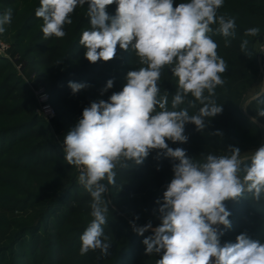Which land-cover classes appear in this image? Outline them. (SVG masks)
<instances>
[{
  "label": "clouds",
  "instance_id": "9594fccd",
  "mask_svg": "<svg viewBox=\"0 0 264 264\" xmlns=\"http://www.w3.org/2000/svg\"><path fill=\"white\" fill-rule=\"evenodd\" d=\"M114 3L116 15L110 16L107 7ZM223 4L224 0H186L175 7L173 0H40L35 16L43 21L46 40L63 38L71 15L87 5L90 28L79 40L86 49L84 57L90 63L107 62L115 58L119 46L124 51L131 48L140 65L127 73L122 91L85 107L63 139L64 159L78 170V183L91 196L92 219L80 237L81 256L96 250L100 256L109 254L111 240L103 227L111 203L106 198L108 186L115 185L118 171L127 169L130 161L142 164L151 150H157L156 159L178 163L172 165L174 175L163 202L157 201L161 223L153 227L151 222L144 226L130 222L140 235L149 229L153 233L142 241L145 253L162 254L156 264H264V244L246 233L235 243L221 244L219 230L221 225L231 227L225 201L246 194L256 203L264 199V145L254 151L250 163L234 146L228 147V154L209 153L197 162L185 149L166 143H186V124L203 131L207 120L223 111L214 97L216 88L225 84L221 74L228 65L209 35L211 26L218 24L215 31L224 37L225 47L236 36L235 18L217 15ZM12 14L11 8L0 14V33L11 23ZM259 32L252 27L244 35L255 37ZM248 43L241 41V52L247 54ZM166 67L177 78L170 107L168 93L161 95L159 86ZM68 87L76 93L89 85L69 81ZM112 87L109 79L101 94ZM186 101L188 107H181ZM197 103L201 107L190 114L189 108ZM257 116L264 117V108L257 109Z\"/></svg>",
  "mask_w": 264,
  "mask_h": 264
},
{
  "label": "trees",
  "instance_id": "16d2710c",
  "mask_svg": "<svg viewBox=\"0 0 264 264\" xmlns=\"http://www.w3.org/2000/svg\"><path fill=\"white\" fill-rule=\"evenodd\" d=\"M29 1L0 0V3L21 6ZM182 2L186 0H173V5L175 7ZM116 8L115 3L107 7L110 16L116 15ZM34 9L21 27L28 18H31L30 22L42 21L35 16ZM86 11L87 5L74 11L70 17L72 24L64 27L66 35L63 38L50 37L46 40L42 30H39L33 36L38 42L32 41L36 44L31 43L27 52L28 55H36L33 65L44 70L42 78L48 86L49 96L55 100L61 117L69 121L72 128L81 118L85 107L93 101H107L114 92L122 91L127 83V73L140 67L131 48L124 51L118 46L115 58L107 62L100 60L90 63L84 57L86 49L79 44V40L83 30L90 28ZM217 15L234 17L236 20V36L229 47L224 46V37L215 31L218 24L212 25L213 32L209 33L218 44V55L228 65L226 72L221 74L225 84L216 88L214 97L223 111L209 118L203 131H197L194 124H186V143L166 140L169 147L185 149L187 155L197 162H203L209 153L228 154L229 146L241 149L248 143L252 145L255 143L252 140L261 136L257 127L244 118L242 102L259 74L255 45L264 35V0H224ZM252 27L260 29L259 35L246 37L245 30ZM243 39L249 41L247 54L240 50ZM0 63L1 77L2 71L11 64L8 61ZM17 77L12 72L7 79L0 78V118L7 119V123L0 126V264H156L155 254L145 253V245L137 239L138 233L130 227H122V224L111 226L110 222L103 226L105 235L111 240L109 254L100 256L99 250L90 251L84 256L79 254L80 237L92 219L91 196L86 191L73 193L71 189L65 193V197H54L72 166L62 159L59 146L47 125L36 114L33 92L27 84L18 82ZM109 79L113 80V87L101 94ZM176 79L171 69L166 67L159 82L161 95L165 91L168 93L169 107L176 91ZM69 81L85 83L89 87L73 93L68 87ZM188 99L193 98L189 95ZM261 101H264V97L260 99V107L264 108ZM181 107H188L187 101ZM199 107L201 105L197 103L195 108H189L190 114H195ZM217 131L222 135L213 134ZM156 155L157 150H151L142 164L136 165L130 161L127 169L118 171L120 182L141 180V183L122 190L120 195H123L119 197H138L143 183L149 182L156 187L159 196L163 195L174 175L172 165L178 161L165 157L156 159ZM8 183L11 185L8 186ZM9 187H12L11 191H8ZM245 207L248 204L244 201L238 211L248 214L242 211ZM133 208L134 205L130 214L140 219L143 211ZM249 211L254 212L252 218L257 221L254 224L256 230L251 235L261 238L260 243L264 244V200ZM16 213L20 215L9 218ZM113 215L111 212L109 216L112 221L115 220ZM58 217L63 224L50 231L51 221ZM242 221L249 222L247 219ZM110 227L116 229L110 231ZM115 231L122 242L112 246Z\"/></svg>",
  "mask_w": 264,
  "mask_h": 264
},
{
  "label": "rangeland",
  "instance_id": "374dc122",
  "mask_svg": "<svg viewBox=\"0 0 264 264\" xmlns=\"http://www.w3.org/2000/svg\"><path fill=\"white\" fill-rule=\"evenodd\" d=\"M40 6V0H30L24 5L19 6L18 4L14 5H5L0 3V14H3L8 8L12 9V21L10 24L5 25V31L3 33H0V44H5L8 49L7 53L15 56L16 58L20 59L22 63L24 64L23 67L19 70L17 69L15 62H12L9 60V58L6 56V52L0 53V62L5 63L6 61L10 62L11 66L9 68H6L1 73V79H7L9 76L12 75V72H15L17 74V81L22 82L24 84H27L31 91L33 92L32 97L35 100L33 104V108L37 115H39L43 122L47 125L49 129V133L52 135L53 140L57 143L59 146V153L62 156V159H64V153H63V139L64 136L68 131L71 130L72 126L69 121H65L57 109V105L55 103V100L49 99V103L52 105V107L55 110V115L53 117H46L43 115L41 110V105L37 100V95L33 91L32 87L34 88H40L43 87L48 91V86L45 83L44 79L42 78V71L43 69L37 68L35 65H33V59L35 58V54L28 55V49L31 46V43L36 44L38 39H33V36L42 29V21H34L30 22L31 18L27 19L25 21L24 26L21 27L22 23L24 22L27 15L34 9L35 10ZM35 17V16H34ZM38 42V41H37ZM264 44V35L260 38V40L256 43V51L258 47ZM1 64V63H0ZM264 97V77L260 75V73L257 76L256 81H254L248 91L246 92L243 102H242V114L244 118H246L249 122H251L254 126L257 127L258 132L260 131L261 136L257 139H253L252 142H255L252 145H248L244 148H241V157L245 159V162L250 163V157L254 153L256 149H258L260 146L264 145V117L257 116V109H261L260 107V99ZM7 123V119L0 118V126H3ZM78 170L72 166V169H70L69 173H67L61 182V185L57 191L55 198L59 197H65V193L71 189H73L74 192H83L86 191L83 186L79 185L78 183ZM243 175V173H241ZM119 177H116V183L115 185H109V192L106 194V198H108L111 203L109 205V213H108V221L110 222V225H116L119 226L122 224V227H130L132 228L130 222L134 221L137 226H144L148 222H151L153 227L158 226L161 223L160 220V213H159V207L160 205L157 203L159 200L161 203L163 202V195L159 196L158 191L156 190V187L149 183H143L141 193L138 197H130V199H123L119 197L122 190L128 187H132L134 185H137L141 183V180L136 181H128V182H120ZM104 183H107V181H103ZM8 186L11 185V183L7 184ZM12 187H9L8 191H11ZM86 194H89L86 191ZM123 195V193L121 194ZM120 195V196H121ZM264 200V199H262ZM247 202L248 207H245V209H242V211H247L248 214H242V212H239V207L242 206V202ZM91 203V201H90ZM227 209L230 211L231 215L229 217L231 221V227L225 228L223 225L219 226V230L223 233L222 236H220L221 244H224L226 242H236V237L240 235L241 233H246L248 237L252 240H258L261 242V238L253 237L251 233H254L256 230L255 225L257 223L256 219H253L254 216L253 211H249L252 206L257 204L251 199L250 194H246L243 197H240L236 200H227L224 202ZM1 204V203H0ZM134 205L133 209L141 210L143 211V214H141L140 219H136L133 217L130 212L132 206ZM2 206V205H0ZM244 208V207H243ZM263 209V206H262ZM111 212L114 213L113 216H115V220L112 221V219L109 217L111 215ZM20 213L11 214L9 218H16L19 216ZM56 218V217H55ZM240 220H239V219ZM242 219H247L249 222H243ZM50 224L51 228L50 231L54 230L55 227H58L62 225L60 217H58L55 220L51 221ZM116 227H110L109 230L113 231L116 229ZM133 229V228H132ZM48 231V229L46 230ZM151 229L146 231L143 235L137 234V239L139 242L142 243V241L152 235ZM29 236V234H28ZM28 238V237H27ZM27 242L29 241L26 239ZM112 246L119 245L122 242L121 237L118 235L117 231L113 232L112 237ZM125 242L123 243L122 247H124ZM28 248V247H27ZM32 246L30 247V251H32ZM162 254H155L156 258L155 261L161 258ZM44 264H48L47 262H44Z\"/></svg>",
  "mask_w": 264,
  "mask_h": 264
},
{
  "label": "built area",
  "instance_id": "2783aa9c",
  "mask_svg": "<svg viewBox=\"0 0 264 264\" xmlns=\"http://www.w3.org/2000/svg\"><path fill=\"white\" fill-rule=\"evenodd\" d=\"M8 47L5 44H0V53L6 52V56L9 58L10 61L15 62V65L17 69H21L23 67L24 69V64L22 61L15 56L7 53ZM257 56H258V62H259V73L261 76L264 77V44H261L258 49H257ZM33 91L37 95V100L41 105V110L44 116L46 117H53L55 115V110L52 107V105L49 103V92L43 88H34L32 87Z\"/></svg>",
  "mask_w": 264,
  "mask_h": 264
}]
</instances>
